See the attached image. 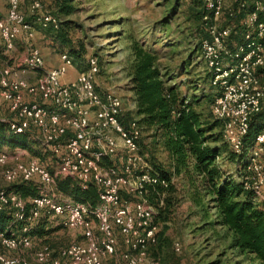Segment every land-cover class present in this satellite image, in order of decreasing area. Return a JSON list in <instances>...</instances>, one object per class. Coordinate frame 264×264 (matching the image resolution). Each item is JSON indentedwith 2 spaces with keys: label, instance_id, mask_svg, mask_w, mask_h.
<instances>
[{
  "label": "built area",
  "instance_id": "2783aa9c",
  "mask_svg": "<svg viewBox=\"0 0 264 264\" xmlns=\"http://www.w3.org/2000/svg\"><path fill=\"white\" fill-rule=\"evenodd\" d=\"M30 11L39 0H30ZM264 0H203L205 36L199 41L202 60L214 90L211 118L220 122L221 136L238 159L235 176L253 202L264 203V117L248 137L251 118L264 104ZM220 19L225 23L219 22ZM37 24L56 28L57 17L40 13ZM34 28L20 10V0H6L0 16V52L12 49ZM61 64L43 69L39 51L27 46L17 64L0 65V120L12 133H24L50 166L23 159L22 151L0 149L5 182L35 181L37 193L23 199L0 187V209L8 207L18 232L0 231V264H30L23 252L32 246L27 231L41 217L79 239L55 247L39 243L35 264H158L149 257L156 242L155 207L148 200L154 183L165 189L140 150V126L126 119L120 96L95 83L97 58L89 55L85 69L64 80L71 58L60 52ZM4 108V109H2ZM9 161V163H7ZM68 178L79 189L92 185L95 203L69 197L56 181ZM159 199L163 191L159 194ZM174 245H177L174 243Z\"/></svg>",
  "mask_w": 264,
  "mask_h": 264
},
{
  "label": "rangeland",
  "instance_id": "374dc122",
  "mask_svg": "<svg viewBox=\"0 0 264 264\" xmlns=\"http://www.w3.org/2000/svg\"><path fill=\"white\" fill-rule=\"evenodd\" d=\"M39 1L41 8L31 12L30 0H20V9L34 28L33 36L26 38L22 35L14 41L12 49L0 52V65L19 63L27 46L38 49L43 69L60 65L59 53L66 52L71 64L66 66L63 79L69 80L85 69L87 56L94 55L97 58L96 85L118 94L129 118V114L134 115L126 72L132 58L130 46L135 42L154 53V63L167 84L176 86L187 100L196 98V108L205 118L212 119L210 103L214 90L198 43L205 33L202 14L200 16L199 13L203 0H69L67 3L73 10L68 14L59 11L60 0ZM5 11L6 0H0V16ZM40 13L57 17L58 26L40 27L36 20ZM219 22L225 23V20L220 19ZM58 33H62L63 40ZM261 112H264V104ZM257 119L255 122L258 124ZM218 128L220 132L221 126ZM226 147L229 148L227 144ZM0 149L21 150L23 159H36L52 170L50 155L42 153L32 142L25 147L2 145ZM140 149L156 172H160L159 169L171 172L166 152L159 144L155 147L150 145V136L146 131L141 132ZM216 161L224 173L237 180V158H227L221 154ZM61 179H57L56 185ZM169 181L170 189L159 199V208H155L158 240L155 246L149 248V257L157 260L158 264L249 263L248 258L228 247V238L220 226L206 223L213 218L207 197L199 192L198 204L192 201L193 188H201L199 181L173 173L169 174ZM9 184L3 180L0 172V187L5 188ZM39 222L42 232L30 234L32 246L23 252L30 264H35L31 252L39 243L61 245L71 239H79L73 230L54 225L50 220L41 219ZM111 261L112 257H107L104 264H111Z\"/></svg>",
  "mask_w": 264,
  "mask_h": 264
},
{
  "label": "trees",
  "instance_id": "16d2710c",
  "mask_svg": "<svg viewBox=\"0 0 264 264\" xmlns=\"http://www.w3.org/2000/svg\"><path fill=\"white\" fill-rule=\"evenodd\" d=\"M67 1L69 0H60L58 4L59 11L65 14L73 10ZM199 13L200 16L203 14L202 6ZM260 17L264 21V15L261 14ZM58 36L63 40L62 33H58ZM204 36L205 33L199 41ZM130 48L132 58L126 78L133 96L134 116L129 114V118L136 117L140 126L139 143L141 144V132H148L150 145L161 146L167 154L171 169V172L160 169V172H156L151 166L157 178L165 179L168 183L165 189L159 187L157 182L152 185L154 189L148 188L146 194L148 200L155 208H159V195L155 190L159 194L163 191L164 194L170 189L169 174H181L188 180L197 179L201 188H193L191 199L198 204L200 195L207 197L213 218L206 223L220 226L228 238V247L238 255L248 258L247 264H264V203L253 202L250 191L242 189L240 183L224 173L217 164L216 159L221 154H225L227 158H236L230 148L227 149V143L223 140L221 131L219 132L220 122L205 118L200 109L196 108V98L187 100L178 92L176 86L167 84L154 63L156 59L154 53L135 42ZM262 75L264 78V72ZM126 114L128 115V112L125 113V118L128 119ZM263 117L264 112L260 111L251 118L249 138L258 128L256 118L260 120ZM28 142L32 140L27 134L12 133L7 129L6 123L0 120V147L2 145L25 147ZM145 148L148 150L147 147ZM57 186L59 190L74 199L89 203H95L97 199L92 185L79 189L68 178H64L58 181ZM5 189L13 191L23 199L37 193L36 184L32 181H13L9 186H5ZM200 207L205 209L201 205ZM41 219L47 221L44 217L39 218L27 231L29 236L42 232L39 226ZM154 220L157 223L156 217ZM161 220L165 219L161 218ZM18 228L19 222L14 220L11 209L8 207L0 209V231L9 235L11 232H18ZM156 239L158 240V237ZM155 244L156 242L151 248Z\"/></svg>",
  "mask_w": 264,
  "mask_h": 264
},
{
  "label": "crops",
  "instance_id": "0c3cea01",
  "mask_svg": "<svg viewBox=\"0 0 264 264\" xmlns=\"http://www.w3.org/2000/svg\"><path fill=\"white\" fill-rule=\"evenodd\" d=\"M20 8H21V6H20ZM129 95H131V98H132V107H133V109H134V101H133V96H132V93H131V91L129 90ZM126 110H127V108H125Z\"/></svg>",
  "mask_w": 264,
  "mask_h": 264
}]
</instances>
